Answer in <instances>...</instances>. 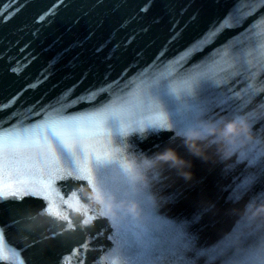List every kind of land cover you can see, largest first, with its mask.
Listing matches in <instances>:
<instances>
[{
    "label": "snow or ice",
    "instance_id": "obj_1",
    "mask_svg": "<svg viewBox=\"0 0 264 264\" xmlns=\"http://www.w3.org/2000/svg\"><path fill=\"white\" fill-rule=\"evenodd\" d=\"M143 4L147 7L136 5L137 13L157 8L156 19L168 21L161 33L151 37L153 43L159 41L160 48L182 43L184 51L168 69L142 79L130 94L96 103L100 96L114 92L112 85L117 82L111 76L117 64L127 67L133 63L128 60L129 53L118 49L106 55L100 73L104 83L86 87L79 95H74L77 88L96 76L97 69L73 72L70 83L62 82L61 93L46 104L38 103L31 95L41 86L40 77H36L37 83L0 82V215L7 213L10 217L9 223L0 225V264H27L23 250L5 239V229L20 225L28 211L25 197L43 200L41 214L63 225L51 236L33 238L29 245L33 264H48V254L42 247L45 240L76 230L67 209L83 217L82 229L98 219L77 192L65 195L59 190L58 182L67 180L79 182L81 189L86 185L92 193L115 192L119 198L140 204V220L121 214L123 219L110 223L111 235L107 239L113 246L107 254L109 264H264V224L259 221L240 218L235 227L226 229L225 235H217L214 240L201 236L206 218L218 222L235 215L246 193L264 184V118L254 114L253 109L254 100L264 96V87H259L264 82V0H236L227 15L194 13L193 0H143ZM29 6L28 0H7L0 8V25ZM110 6L107 0L83 5L94 9ZM44 19V15L39 16V21ZM241 29V35H235ZM225 34L232 39L214 48ZM12 72L21 75L16 67ZM232 78L244 87H233ZM162 88L179 102L174 113L160 101ZM80 104L89 107L69 111ZM241 118L248 121L253 139L244 146H230L228 154L222 156L217 176L224 186L212 180L211 174L196 180L192 162L204 159L184 146L185 133L197 130L206 136L209 124L220 127ZM162 133L170 134L169 143L157 144L148 153L133 145L134 139ZM169 147L190 164L186 169L190 178L183 179L189 203H198L197 212L183 219L169 217L165 212L168 203L178 199L174 193L164 195L165 173L171 169L151 178L162 200L163 206L157 208L147 198L151 189H139L131 183L132 173L127 166L129 158L153 157ZM93 164L103 166L102 180ZM114 169H119V178ZM98 206L99 218L109 221L103 207ZM80 248L85 250V258L78 264H86L87 245ZM79 253L80 249H74L71 255L79 257Z\"/></svg>",
    "mask_w": 264,
    "mask_h": 264
},
{
    "label": "clouds",
    "instance_id": "obj_2",
    "mask_svg": "<svg viewBox=\"0 0 264 264\" xmlns=\"http://www.w3.org/2000/svg\"><path fill=\"white\" fill-rule=\"evenodd\" d=\"M208 137L215 138L212 142L218 145V151L223 156L228 154L230 146L236 144L244 146L253 139L248 121L241 118L239 120L227 121L220 127L209 124L206 136L197 130H189L185 133L183 144L193 155L207 159V156L198 146L197 142L205 140ZM127 166L131 169L132 173L130 177L131 183L135 184L139 189H151L147 198L157 208L162 205V200L155 190L152 177L163 173L166 169H171L175 170L179 176L185 179L190 178V175L186 172L190 164L181 159L176 151L170 147L155 154L153 157L140 156L129 158ZM114 174L116 178H119V169H114ZM81 191L84 192L85 189L82 188ZM85 194L92 204L103 207V215L110 223L123 219V216H130L134 220L141 219V206L135 200L122 199L115 192L106 194L102 190L95 193L85 192ZM239 215L243 220L259 221L261 224H264V203L258 206L251 205L244 212L239 213Z\"/></svg>",
    "mask_w": 264,
    "mask_h": 264
},
{
    "label": "water",
    "instance_id": "obj_3",
    "mask_svg": "<svg viewBox=\"0 0 264 264\" xmlns=\"http://www.w3.org/2000/svg\"><path fill=\"white\" fill-rule=\"evenodd\" d=\"M220 1V9L221 14L227 15L229 11L232 10L233 6L236 3V0H219ZM243 32V29H241L240 32H237L235 35L239 36ZM225 42L228 43L232 36L225 34ZM234 80L233 87L236 89H242L244 87L243 84H241L239 81L235 80V78H232ZM259 87H264V82H262ZM253 109L255 110L254 114L258 115L261 118H264V96H260L258 99H255L253 102ZM256 199L258 205L264 203V184H259L254 188Z\"/></svg>",
    "mask_w": 264,
    "mask_h": 264
}]
</instances>
